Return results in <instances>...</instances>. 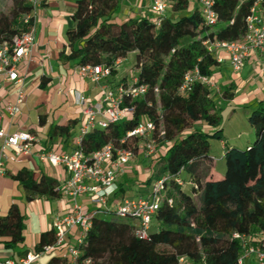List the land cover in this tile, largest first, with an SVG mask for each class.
Segmentation results:
<instances>
[{
    "label": "trees",
    "instance_id": "1",
    "mask_svg": "<svg viewBox=\"0 0 264 264\" xmlns=\"http://www.w3.org/2000/svg\"><path fill=\"white\" fill-rule=\"evenodd\" d=\"M121 1L74 0L71 19L75 25L65 31L70 50L62 51L60 60L107 65L112 75L115 62L136 51L132 77L146 85L147 92L139 98L127 97L125 104L133 110L125 118L91 131L84 137V150L90 152L113 141L135 152L136 139L124 143L120 139L140 120H152L162 148L154 160L163 161V166L159 175L151 174L145 182L161 179L164 190L147 238L136 235L132 218L100 213L93 217L80 245L81 257H91L95 264H177L180 256L190 264H239L243 248L231 237L232 232L247 235L251 243H264V100L247 116L255 133L253 143L243 150H225L228 173L219 179L213 170L215 158L208 150L210 138L223 140L221 109L209 86L195 83L186 92L179 87L195 67L213 76L220 63L205 42L242 39L254 0H212L217 13L212 26L198 7L188 10L189 0H169L172 14H165L159 22L150 15L115 20L112 15ZM12 4L8 14H0V42L10 40L18 31L19 17L31 11L27 0H12ZM47 79L43 76L41 84ZM233 88V83L227 85L222 98L231 99ZM44 116L39 114L40 123ZM77 121L52 125L48 136L67 140ZM13 178L27 201L61 196L60 182L45 174L35 178L30 170L21 168ZM121 188L122 183L117 192ZM24 226V215L12 204L0 216V237L8 238L3 240L5 247L24 241ZM54 242L51 228L41 233L35 251ZM48 264L59 263L52 258Z\"/></svg>",
    "mask_w": 264,
    "mask_h": 264
},
{
    "label": "built area",
    "instance_id": "2",
    "mask_svg": "<svg viewBox=\"0 0 264 264\" xmlns=\"http://www.w3.org/2000/svg\"><path fill=\"white\" fill-rule=\"evenodd\" d=\"M46 1L48 0H27L31 11L19 17L18 31L12 38L0 42V76H4L18 87L15 101L0 108V123L4 114L13 118L19 112V105L24 98L22 87L25 75L19 71L18 65L33 49L36 32L35 20L39 7ZM147 1L153 13V20L159 22L167 11L169 0ZM197 3L206 23L210 26L214 25L217 21V13L213 8V1L197 0ZM205 43L209 45V48L214 49L215 53L218 50H225L232 69L239 71L252 51H264V0L253 1L247 17V32L242 39L235 41L214 39ZM216 58L218 62L222 61L220 55ZM77 71L97 84L111 76V67L102 64H82L78 66ZM195 83L210 86L212 80L195 67L185 74L179 91L186 92ZM102 89V99L96 103H87L81 93H75V103L83 108L85 120L74 137L72 151L43 150L37 154L39 160L48 162L51 166L62 165L68 173L67 178L60 181V192L61 196L67 200V209L63 214L56 215L52 221L55 234L54 244L45 245L40 251L29 250L17 259H0V264H48L39 262V258L53 247H65L68 257L67 264H95L91 257H81L80 245L92 226L93 217L100 213L132 218L135 221L136 235L140 238H147L153 215L164 190L163 180H154L146 197H123L119 201H113L111 199L118 190V180L125 173L126 165L134 157V151L117 145L113 141L90 152H86L83 145L84 137L91 131L105 128L110 122L125 118L127 112L133 110V106L125 104V99L142 97L147 92V87L139 84L137 77L133 76L125 83L118 82L115 87L105 85ZM155 131L154 122L145 118L127 131L120 142L136 139L147 156H156L158 155V143ZM0 139L2 140L0 175H2L7 158L4 148H11L16 155L28 154L32 150L36 136L27 131L9 133L0 126ZM84 196L89 202V207L86 208L80 201V198ZM231 237L238 239L243 248L238 258L239 264H243L244 258L249 255L254 256L259 264H264V243H251L247 235L237 232H232ZM177 264L190 263L184 256H180Z\"/></svg>",
    "mask_w": 264,
    "mask_h": 264
},
{
    "label": "crops",
    "instance_id": "3",
    "mask_svg": "<svg viewBox=\"0 0 264 264\" xmlns=\"http://www.w3.org/2000/svg\"><path fill=\"white\" fill-rule=\"evenodd\" d=\"M190 11L198 7L197 0H189ZM76 4L74 0H48L38 9L35 20V43L31 53L23 58L19 65V71L25 75L23 84L24 98L19 105V112L10 118L4 114L0 126L6 132L27 131L36 136L32 150L28 154L16 155L11 148H4L7 158L4 162V174L0 175V216L5 215L12 204H16L24 215V241L14 247H5L7 237H0V259H17L25 252L35 251V245L42 232L52 228V221L56 215L63 214L67 209V200L62 196L57 198L36 197L31 201L25 199L22 186L13 178V175L21 168L30 170L35 178L41 173L58 180L67 178L68 173L64 166H51L48 162L38 159L37 154L43 150L56 152H71L73 140L79 127L83 124L85 116L83 108L75 103V93H81L87 103H96L102 99V86L115 87L120 80L129 81L133 72H123L119 66L127 60L128 56L136 55V51H130L123 59H118L115 64V72L100 84L91 82L77 71L79 65L75 61L61 62L60 53H68L65 31L74 27L71 13ZM167 15H171L165 12ZM150 15L153 13L147 0H122L113 13L115 20H123L129 17ZM220 55L222 61L211 76L212 84L209 86L211 96L215 101L222 98V91L230 83L234 84L233 97L229 100L227 108L234 110L236 107L253 109L259 100H264V51H252L245 59L244 65L239 71H234L230 65L228 54L225 50L215 53ZM134 60V59H133ZM135 60L127 67L130 69ZM126 69V70H127ZM228 70L232 73L228 75ZM132 71V70H131ZM45 76L48 81L41 84V78ZM18 94L17 85L0 76V108L7 103L14 102ZM39 114H45L43 123L39 121ZM77 119L67 140L63 136H48L49 129L54 124H67L71 119ZM223 143V140H221ZM2 140L0 139V145ZM235 145H233L234 147ZM247 145L246 148L250 147ZM224 151L227 143L222 144ZM141 150V149H140ZM160 149L158 148V154ZM142 150L138 156L132 158L126 165L125 173L119 178L118 184L122 188L111 199L119 201L123 197H144L149 194L154 178L146 183L151 175L149 168L144 173L137 169L139 165L152 166L156 160L155 155L145 157ZM157 156V155H156ZM147 172V173H146ZM146 195V196H147ZM84 207H89L87 197H81ZM70 241V239H69ZM55 258L59 264H67L68 257L65 247H53L43 253L39 262L48 263ZM243 264H259L254 256L244 258Z\"/></svg>",
    "mask_w": 264,
    "mask_h": 264
},
{
    "label": "rangeland",
    "instance_id": "4",
    "mask_svg": "<svg viewBox=\"0 0 264 264\" xmlns=\"http://www.w3.org/2000/svg\"><path fill=\"white\" fill-rule=\"evenodd\" d=\"M12 0H0V14H8L12 8ZM169 14H172V9L171 7L167 8V11ZM135 60L134 55H129L127 60L124 61L120 66V70L123 72H133L134 68L133 66L130 67V69H127L129 65L132 64V62ZM127 69V70H126ZM132 70V71H131ZM232 71L228 70V75H230ZM235 75L234 73H232ZM212 94V91H211ZM228 102L221 98L220 100L217 101V106L221 109L219 112L221 118H220V127H221V135L223 137V143L221 142L220 139L217 138H210L209 139V150H208V155H212L215 160H214V166L213 170L215 175L218 176L219 179L223 178L224 176L227 175L228 173V166L227 163H225L224 160V149L222 147V144L227 143V147L230 148H237V149H245L247 145H250L253 143L255 139V133L252 127L250 126L247 116L251 112V108H242V107H236L234 110L231 108H227ZM207 130H213L214 128L210 126H206ZM233 145H235L233 147ZM160 149V154L162 152L161 144L158 145ZM140 144L136 146L135 150V157L138 156V152L140 150ZM143 154L145 152L142 151ZM145 157L148 158L146 155ZM132 164V160L130 162ZM140 167L137 169L141 173H144V171L149 168V172L151 174L159 175V170L163 166V161L155 162L152 166L149 165H139ZM147 173V172H146ZM146 197L147 194H144ZM109 217V216H107ZM153 225V223H152Z\"/></svg>",
    "mask_w": 264,
    "mask_h": 264
}]
</instances>
